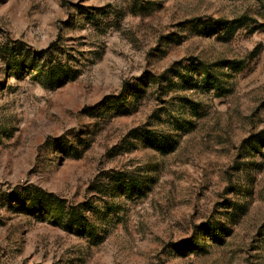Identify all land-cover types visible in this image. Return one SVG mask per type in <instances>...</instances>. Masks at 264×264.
<instances>
[{
    "label": "rangeland",
    "instance_id": "rangeland-1",
    "mask_svg": "<svg viewBox=\"0 0 264 264\" xmlns=\"http://www.w3.org/2000/svg\"><path fill=\"white\" fill-rule=\"evenodd\" d=\"M263 138L264 0H0V264H264Z\"/></svg>",
    "mask_w": 264,
    "mask_h": 264
},
{
    "label": "trees",
    "instance_id": "trees-1",
    "mask_svg": "<svg viewBox=\"0 0 264 264\" xmlns=\"http://www.w3.org/2000/svg\"><path fill=\"white\" fill-rule=\"evenodd\" d=\"M232 35H233V33H232ZM190 68H191V70L189 69V72L186 74V77L188 79H186L184 76L182 78V80L185 82L186 85L200 87V89L206 93L218 92L220 94V96H223V94H226V92H228V87H226V84H227L226 79L227 78L224 74L221 75V74H219V72L215 71L212 67L204 65V66H200V67L196 68V69L200 70V73L195 78V77H193V75H191V71H193L195 69V65L193 64L192 66H190ZM242 69H243V67L241 64H236L233 72L236 73V72L241 71ZM172 73H173V71H172V69H170L166 72V75H171ZM53 76H56V77L51 78L50 81H48V82H53L54 80L60 78V76H58V75H52V77ZM165 77L166 76H164V78ZM169 80H171V78H169ZM132 92H131V94H132ZM113 104H114L115 108H119V110H121L122 108H123V110H126V108H128L130 105V103L128 101L123 100V101L118 103L116 99H115V102H113ZM134 133H135V135H133L134 139H138L141 137L138 130H136V132L134 131ZM262 141L264 142V138L262 139ZM155 144L159 145V146H163V143L158 142V141ZM136 188H137V184L129 183L126 186V188L124 190H122L121 192H125V194H132L133 192L136 191ZM144 188L145 187L143 185L141 187V189H144ZM41 194L30 200L31 201L30 206L32 207L34 212L37 215H39V214L41 215L44 212L43 211L44 208L51 209L49 214L52 215L55 218V220L60 221L62 216L64 215L65 205H63V203H56L57 201H56V199H54V197L52 195H45L43 193H41ZM24 208H25V205H24ZM84 221H85L84 219H79V220L75 221L74 226L75 227H82Z\"/></svg>",
    "mask_w": 264,
    "mask_h": 264
}]
</instances>
